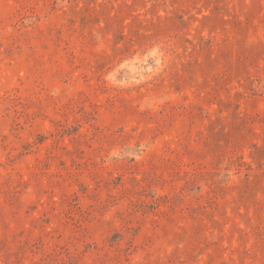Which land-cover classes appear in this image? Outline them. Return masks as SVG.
Masks as SVG:
<instances>
[{
    "label": "rangeland",
    "instance_id": "obj_1",
    "mask_svg": "<svg viewBox=\"0 0 264 264\" xmlns=\"http://www.w3.org/2000/svg\"><path fill=\"white\" fill-rule=\"evenodd\" d=\"M0 264H264V0H0Z\"/></svg>",
    "mask_w": 264,
    "mask_h": 264
}]
</instances>
